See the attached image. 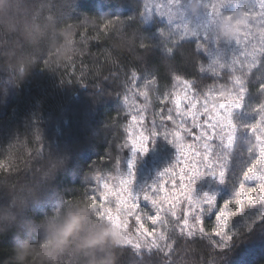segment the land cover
I'll return each mask as SVG.
<instances>
[{
	"label": "trees",
	"instance_id": "trees-1",
	"mask_svg": "<svg viewBox=\"0 0 264 264\" xmlns=\"http://www.w3.org/2000/svg\"><path fill=\"white\" fill-rule=\"evenodd\" d=\"M242 2L238 12L231 8L226 14H250L249 21H255L256 14L248 13L247 1ZM256 4L259 12L258 0ZM144 6V0H0V264H152L147 256L129 260L128 244L112 232L101 193L111 195L112 184L129 169L144 174L151 153L144 160V152L133 151L137 135L139 142H144L141 134L148 136L150 147L151 140L175 146L177 131L187 135L179 127L174 103L181 84L177 77L217 91L227 92L233 85L227 76L201 81L202 62L195 53L183 60L180 53H167L161 31L173 23L158 16L147 23ZM261 31L253 22L252 33ZM136 37L150 45L142 64L128 52ZM173 56L176 67L169 70ZM121 65L153 74L127 93L132 108H124L123 95H118L122 89L104 79ZM261 83L264 66L258 64L246 81L243 105L232 117L237 146L217 205L232 199L233 181L252 159L241 138L251 137L246 126L259 118L253 108L264 102V90H257ZM140 92L147 94L146 100L136 98ZM195 95L217 94L208 95L203 87ZM132 115H138V122ZM168 115L173 122H166ZM214 150L216 156L219 149ZM237 203L239 207L226 209V228H218L215 217L204 221L203 230L197 225L192 235L202 240L181 238L168 217L157 223L151 240L142 229L152 231L153 226L144 219L140 237L145 241L135 250H171L170 257H161L163 264H264V200L253 203L241 195Z\"/></svg>",
	"mask_w": 264,
	"mask_h": 264
},
{
	"label": "snow or ice",
	"instance_id": "snow-or-ice-1",
	"mask_svg": "<svg viewBox=\"0 0 264 264\" xmlns=\"http://www.w3.org/2000/svg\"><path fill=\"white\" fill-rule=\"evenodd\" d=\"M249 8L251 13L256 14V18L264 20V0H258L259 3V12L256 11L255 4L256 0H248ZM145 9L146 6H144ZM163 16V15H162ZM169 22L179 20L182 27H171L166 28L161 31V37L163 40V45L165 51L169 54L180 53L181 60L185 58L188 53H195L201 58V66L198 68L200 73L201 81L208 79L212 81H217L225 79V76L230 78V82L233 85L232 88H229L227 92L217 91L214 87H209L207 84L201 83L197 85L194 81H190L185 78L183 81L177 80L179 83L183 84L184 95H176L174 98V103L176 107L177 115L181 116V123L179 127L185 132L191 135V139L196 141V144H183L179 142V139L176 142V145L179 148L180 153L184 157L199 158L198 161H195L189 166L185 164L184 167L180 169L179 181L172 180V189L173 191L169 193L167 191V185L165 184L162 187H156V182L150 187H145L139 190L138 192L129 191V184L132 181V176L129 173L130 179L123 181L121 183L120 192H117L118 197L121 196V192L126 193L127 200L125 203L131 202L134 212L129 216V222L133 221L140 225H143L142 220L147 219L152 223V231L146 229L145 236L149 239L156 237V223L157 221H162L161 211L165 213H170L172 217L175 218V222L181 225V230L185 228L186 223L189 222V217L192 218L196 224L201 225L199 230H203L202 225L205 220H211L215 217V220L220 226L226 228V217L229 216V212L226 209L230 205H235L239 207L237 203L238 198L243 195L248 197L251 202L258 203L260 200H264V102L259 103L258 106L253 108V111L257 112L258 119L252 122L250 125H247L248 131L251 133V137L241 138L243 145H245V150L252 156L250 163L242 170L238 178L233 181L234 183V193L233 197L230 200H224L222 203L217 205L216 203V194L215 193H203L201 196L197 197L193 194V182L194 178L204 173L200 172L199 164L203 163L205 165L206 171L209 174L216 175L219 178V181L223 183L227 174V165L231 158L232 149L237 146V124L232 118V113L236 109H240L243 105L245 94L248 91L246 86V81L248 80L249 74L252 70L258 65L264 66V31L257 33L256 35L252 34V27L254 20H250V27L247 30V33L244 37L238 40H229V41H220L215 38L214 33L211 30V25L206 24L203 21L197 20L195 25L191 22H187L186 19H181L179 16L177 18L167 17ZM261 29H264V23L260 25ZM178 36V39H173V37ZM187 37H194L192 40H188ZM143 38L136 37V41L133 42L128 52L136 58V62L143 63V52L145 49L150 47L149 43ZM256 41V44L253 43ZM258 44V47H257ZM188 46L185 48V46ZM235 46H241L237 49ZM251 46V50H248ZM176 61L175 56L169 60V70L176 67V64L173 63ZM207 65V67L204 66ZM123 69V70H122ZM219 70V71H218ZM239 72V75L235 73ZM153 74L149 73L145 75L142 71L139 72H130L126 67L120 66L116 69V74L113 75L109 73L108 77L104 78L106 80L110 79L115 84H117L122 90L118 95H123L124 108H132L133 105L129 104L131 97L127 94L131 92L135 87L139 85V82L146 80L149 76ZM207 87L208 95L216 93L220 97L224 98V102L213 104L209 107L208 96H205L204 103L202 105L203 114L208 116V119L201 124L200 112L197 108L199 101L196 99L195 92L199 91L200 88ZM223 86H221L222 88ZM259 90H264V83L259 85ZM188 92H192L191 96L187 95ZM136 98L139 99L143 97L147 99V94L140 92L135 94ZM184 100H187V111H181V106ZM171 111V109H169ZM222 113H226L222 115ZM139 115V112H138ZM138 115H132L131 120L133 122H138ZM163 116V112L161 113ZM183 117H190L192 120L191 128H184L186 121ZM127 118V114L124 117ZM139 119L145 120L144 116H140ZM166 122H173L172 115H168ZM199 130V135H196V130ZM211 133V134H209ZM155 135V133L153 134ZM175 137L180 138V131L174 133ZM218 137L220 144L219 153L217 154V160L215 163L212 161V156L214 154V149L210 141ZM149 139L148 136L141 134L140 140L146 142ZM254 140L255 146H249V141ZM203 141L201 145L199 142ZM136 147L139 151L143 152L146 150V143H143L140 146ZM203 149L201 151L200 149ZM119 151V149H117ZM111 163V161H107ZM218 166V171L214 170ZM163 173H159V176H162ZM187 176V182H186ZM254 182L252 186H248V182ZM179 183V195L177 194L176 185ZM191 184V187H190ZM146 189H152L153 194L157 196V199H150L148 195L143 196V202L145 206L148 204L151 205V208L148 209V212L144 215L138 213L141 212V193L145 192ZM95 191V189H93ZM160 193H163L162 198ZM183 202H186L187 208L184 209L181 213L183 219L181 221L180 216L177 215V206L181 205ZM163 205H167V208H164ZM195 225V224H193ZM144 226V225H143ZM148 233H152L151 236ZM183 232L181 231V238L183 237ZM193 241L202 240L201 236L190 235L189 236ZM158 238V237H157ZM166 237L164 236V240ZM167 245H165L166 247ZM174 247V246H173ZM207 247H212V245H207ZM128 251L131 253L129 257L130 261L140 262L145 259L147 256L148 259L152 261V264H163L161 257L165 258L172 255V251L169 250L165 254L160 246L154 247H142L138 251L135 250L134 245L127 246ZM167 264H172L171 260H168Z\"/></svg>",
	"mask_w": 264,
	"mask_h": 264
},
{
	"label": "rangeland",
	"instance_id": "rangeland-1",
	"mask_svg": "<svg viewBox=\"0 0 264 264\" xmlns=\"http://www.w3.org/2000/svg\"><path fill=\"white\" fill-rule=\"evenodd\" d=\"M205 2L201 0H144L145 6L147 9H145L143 13V18L148 23L153 16L161 17L162 19H165L168 21L167 17L170 18H179L186 19L187 22H191L193 25H195V22L197 20L203 21L206 24L211 25V30L215 35V38L220 41H229V40H238L242 38L240 35V31H244V36L247 33L248 26L250 25L249 17L250 14L247 16H238L233 17L230 14H226L225 10L235 8L237 9L236 12L239 11V5H241L242 0H204ZM246 7L249 6L248 0ZM257 7V4H255ZM247 11V10H246ZM250 9H248L249 13ZM163 15V16H162ZM256 20L254 21L255 28H261L260 25L264 23V20H261L259 18L253 17ZM245 20V21H244ZM253 20V19H252ZM169 22V21H168ZM175 23V21L170 22ZM176 27H182L179 20H176L175 25ZM236 32V35H233V33ZM253 34V33H252ZM254 35V34H253ZM190 38V37H189ZM255 44V41H253ZM237 49L241 46H235ZM248 50H251V46ZM177 92V95L183 96L184 90H183V84L181 83L177 89H175ZM193 93L188 92L187 95L191 96ZM196 99L199 101L197 108L200 112V120L199 122L203 124L205 120L208 119L207 115L203 114V108L202 105L204 103L205 97L196 96ZM209 101V107H211L213 104H219L221 102H224V98L214 95V96H208ZM187 100H184L181 106V111L186 112L187 111ZM237 110V109H236ZM234 110V111H236ZM234 111L232 113V117L234 115ZM222 115L226 116V113H222ZM182 117L180 116L178 118V122L181 123ZM183 119L186 121L184 124V128H191L192 127V120L190 117H183ZM188 124V125H187ZM196 135H199V130L197 129L195 132ZM211 134V133H209ZM144 135V133H143ZM139 136L137 135L136 138H134L132 149L133 151L137 150V145L146 143V150L143 151V158L144 160L147 159V152H150L149 154L150 158L146 160V163H148L144 169V174L139 175L137 172H131L130 169L125 173L127 176L125 178H121L119 180L120 182L112 184L114 185L113 193L107 194L102 192L101 193V201H103V208L107 209L106 216L107 219L111 220V226H112V232L117 235V238L120 240H123L128 245H134V247H138V244L141 242L143 243L145 240H142L140 237V232L143 227V225H138L133 221L129 222V216L133 214L134 208L131 205V202L125 203L127 200L126 193L121 192V196L125 197H118L116 194L117 192H120L121 189V183L123 181H126L130 179L129 173L132 176V181L129 184V191L138 192L142 188L150 187L152 184L156 182V187H162L165 184L167 185V191L171 193L173 191L172 189V180L175 179L179 181L180 176V169L181 167H184V165L187 163L189 166L195 161H198L199 158L192 157L191 155L189 157H184L180 151L178 146L175 144L170 146H165L163 143L155 144L153 140L150 147L148 144V140L146 142H139ZM188 138H190L188 140ZM179 142L187 145V144H196L197 142L191 139V135L187 133L186 136H181ZM218 137H214L210 143L212 144L213 149H216L218 147ZM177 142V141H176ZM201 145L203 144V141L199 142ZM203 151V149H200ZM219 153V152H218ZM154 156L156 158H154ZM172 157L177 158L176 160H172ZM157 159V160H155ZM217 160V155L212 156V161L215 163ZM130 166V165H129ZM200 172L204 173L203 175H200L198 177L194 178L193 182V194L194 196H201L203 193L207 192L209 194L215 193L216 198L218 195L222 192L224 182L221 183L219 181L218 176L212 175L207 173L205 165L203 163L199 164ZM218 171V166L216 169ZM163 173L162 176H159V173ZM186 182H187V176H186ZM111 185V186H112ZM104 186V185H102ZM191 187V184H190ZM179 188L180 185L177 183L176 189L177 194L179 195ZM106 189V188H105ZM104 191V188H103ZM148 195L150 199H157V196L153 194L152 189H146L145 192L141 193L140 201H141V212L138 213L140 215H144L148 212V209L151 208V205L148 204L145 206L143 202V196ZM112 196V200L111 197ZM163 193H160V197L162 198ZM113 205V206H112ZM164 208H167V205H163ZM187 208L186 202L182 201V204L177 206V215L180 216L181 221L183 219V216L181 215L182 211ZM161 219H167L173 220L172 222H175V218L171 216L170 213H165L161 211L160 213ZM170 218V219H169ZM189 222L186 223V226L184 229L181 230V225L177 224V228L179 231L183 232L185 236L192 235L196 229L197 225L195 221L192 220L191 217L188 218ZM151 222V221H149ZM159 221H157L158 223ZM143 223V221H142ZM156 223V226L158 225ZM144 224V223H143ZM195 224V225H193ZM145 233L146 230L142 229Z\"/></svg>",
	"mask_w": 264,
	"mask_h": 264
}]
</instances>
